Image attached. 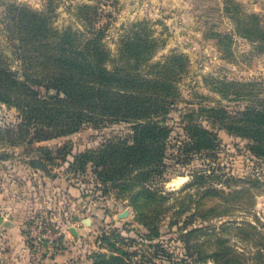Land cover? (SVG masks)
Here are the masks:
<instances>
[{"label": "rangeland", "instance_id": "374dc122", "mask_svg": "<svg viewBox=\"0 0 264 264\" xmlns=\"http://www.w3.org/2000/svg\"><path fill=\"white\" fill-rule=\"evenodd\" d=\"M22 8L48 22L38 19L20 33L13 15ZM65 31L93 65L126 74L137 67L150 78L161 64L178 70L170 87L176 101L168 116L167 171L154 180H131L130 173L105 182L90 164L71 167L85 150L132 131L134 123L110 118L113 103L104 95L97 99L100 123L86 121L42 141L19 133L18 110L0 101V201L15 208L22 237L0 228V264H53L55 253L62 254L59 264H94L96 254L105 259L100 264H218L216 255L220 264H264V144L255 148L245 134L204 121L217 133L215 150L188 154L177 147L185 137L182 115L193 107L261 109L264 0H0V64L19 78L26 67L60 64L49 56H61L54 47ZM33 86L47 95L44 84ZM37 159L49 173L32 164ZM43 223L65 231L52 253L34 243L32 228ZM15 242L26 251H15Z\"/></svg>", "mask_w": 264, "mask_h": 264}, {"label": "trees", "instance_id": "16d2710c", "mask_svg": "<svg viewBox=\"0 0 264 264\" xmlns=\"http://www.w3.org/2000/svg\"><path fill=\"white\" fill-rule=\"evenodd\" d=\"M38 19L48 22V18L25 8L17 16L13 15V21L18 22L15 24L22 34H26ZM12 34H16L14 29ZM74 35L69 31L63 32L60 46L54 47L59 49L61 56H49L60 64L44 65L42 70L37 65L26 67L23 78L0 64V101L18 110L21 116L19 133L25 130L29 140L42 141L76 132L86 121L98 124L103 120V106L102 101L97 99L104 95L113 103L108 108L110 118L134 123L132 131L108 139L95 149L85 150L70 163L71 167L79 171L90 164L93 173L105 182H116L130 173L131 180L163 177L167 171V150L171 146L168 116L176 101V97H170V87L175 86L178 70L166 69L161 64L152 71L154 76L150 78L140 77L135 70L137 67L126 74V68L109 70L99 63L93 65L83 59L88 51L73 46ZM157 76L165 78L164 81L158 80ZM35 83L44 84L46 96H40L33 86ZM51 88L56 90L55 94L48 93ZM257 104L261 109L250 107L234 113L222 107L206 105L189 109L182 115L185 137L180 140L178 149L190 154L215 150L219 146L217 133L204 121L245 134L254 141L255 148L264 144V98L259 99ZM261 148L264 150V145ZM46 153L49 160L54 158L49 150ZM187 159L189 155L184 156V160ZM35 161H32L34 166L39 162L41 169L49 173L40 159ZM204 177L199 174L197 180L202 181ZM215 259L216 263H221L220 256L216 255ZM104 260L103 255L96 254L94 264Z\"/></svg>", "mask_w": 264, "mask_h": 264}, {"label": "crops", "instance_id": "0c3cea01", "mask_svg": "<svg viewBox=\"0 0 264 264\" xmlns=\"http://www.w3.org/2000/svg\"><path fill=\"white\" fill-rule=\"evenodd\" d=\"M1 207L3 208V214H2V223L0 225V228H4L6 229L5 232H14V236L15 238L19 237V240L21 241L22 237H21V232L18 230V223L20 222V220H16L17 218H19L18 214L15 213L13 210H15V208L7 206L6 202H1ZM20 207L17 206L16 210H19ZM13 226H16L17 228H12ZM12 229V230H11ZM74 235H78L79 236V230L74 229L73 227L70 226L69 228ZM10 236V235H9ZM15 246V251L19 252V251H26L25 248L23 247L22 243L20 242L19 245H17V242H15V245H13V247ZM21 254V252L19 253ZM63 259L62 254L61 253H55L53 256H51V259H49V261H51L53 264H59L58 261L62 262L61 260ZM47 260V259H46Z\"/></svg>", "mask_w": 264, "mask_h": 264}, {"label": "built area", "instance_id": "2783aa9c", "mask_svg": "<svg viewBox=\"0 0 264 264\" xmlns=\"http://www.w3.org/2000/svg\"><path fill=\"white\" fill-rule=\"evenodd\" d=\"M32 233L35 239L34 243L39 245L38 251L45 253H52L55 250L56 246L58 245V242L64 236L65 231L63 229L53 228L50 225V223L49 224L43 223V225H41L38 228L33 227ZM36 255H39V252Z\"/></svg>", "mask_w": 264, "mask_h": 264}, {"label": "water", "instance_id": "95a60500", "mask_svg": "<svg viewBox=\"0 0 264 264\" xmlns=\"http://www.w3.org/2000/svg\"><path fill=\"white\" fill-rule=\"evenodd\" d=\"M129 214V210H125L119 214L120 217H125ZM2 222V217L0 216V223Z\"/></svg>", "mask_w": 264, "mask_h": 264}, {"label": "bare ground", "instance_id": "6f19581e", "mask_svg": "<svg viewBox=\"0 0 264 264\" xmlns=\"http://www.w3.org/2000/svg\"><path fill=\"white\" fill-rule=\"evenodd\" d=\"M180 180H182V179H180Z\"/></svg>", "mask_w": 264, "mask_h": 264}]
</instances>
